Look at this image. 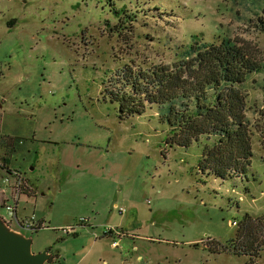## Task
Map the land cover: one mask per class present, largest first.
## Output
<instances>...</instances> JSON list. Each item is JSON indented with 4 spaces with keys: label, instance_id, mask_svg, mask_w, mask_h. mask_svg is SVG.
Here are the masks:
<instances>
[{
    "label": "rangeland",
    "instance_id": "374dc122",
    "mask_svg": "<svg viewBox=\"0 0 264 264\" xmlns=\"http://www.w3.org/2000/svg\"><path fill=\"white\" fill-rule=\"evenodd\" d=\"M260 6L0 0V215L6 161L26 179L19 216L44 220L22 230L34 252L50 248L52 264H264V249L251 257L227 248L247 214L264 215V68L242 85L254 151L243 177L203 173L213 139L172 145L156 106L122 118L104 91L125 64H171L195 39L233 37L264 65ZM80 219L75 233L61 229Z\"/></svg>",
    "mask_w": 264,
    "mask_h": 264
},
{
    "label": "trees",
    "instance_id": "16d2710c",
    "mask_svg": "<svg viewBox=\"0 0 264 264\" xmlns=\"http://www.w3.org/2000/svg\"><path fill=\"white\" fill-rule=\"evenodd\" d=\"M254 21L264 32V7ZM261 10V9H260ZM264 65L250 49L233 37L215 41L195 39L181 46L171 64L149 67L125 64L109 80L105 95L120 106V116L143 114L158 108L170 127L168 142L189 147L206 142L199 170L221 178L243 177L252 164L253 141L247 117V93L242 85ZM264 215L247 214L232 238L234 254L257 257L264 249ZM53 254L46 264H52Z\"/></svg>",
    "mask_w": 264,
    "mask_h": 264
},
{
    "label": "water",
    "instance_id": "95a60500",
    "mask_svg": "<svg viewBox=\"0 0 264 264\" xmlns=\"http://www.w3.org/2000/svg\"><path fill=\"white\" fill-rule=\"evenodd\" d=\"M33 238L12 228L0 215V264H46L53 256L50 248L33 251Z\"/></svg>",
    "mask_w": 264,
    "mask_h": 264
},
{
    "label": "built area",
    "instance_id": "2783aa9c",
    "mask_svg": "<svg viewBox=\"0 0 264 264\" xmlns=\"http://www.w3.org/2000/svg\"><path fill=\"white\" fill-rule=\"evenodd\" d=\"M4 182L8 186V195H5V190H3L4 199L2 205L5 207L7 214L1 215L6 222L11 224L15 228H19L25 231H37L44 227L42 220H38L36 214H32L29 217H20L18 214L19 210V200L20 195L26 188V181L22 174L16 169H8L6 175L4 176ZM86 219H80L77 225H68L66 227H61L65 233H75L76 227L79 225H85ZM236 223V222H234ZM110 230L104 231V234ZM99 235L96 234V237Z\"/></svg>",
    "mask_w": 264,
    "mask_h": 264
},
{
    "label": "crops",
    "instance_id": "0c3cea01",
    "mask_svg": "<svg viewBox=\"0 0 264 264\" xmlns=\"http://www.w3.org/2000/svg\"><path fill=\"white\" fill-rule=\"evenodd\" d=\"M4 165L7 167V168L5 167L4 170H5V169H7V170H8V169H12L6 161H5ZM5 175H6V172H5ZM19 203H20V200H19ZM42 222H43V224H44V220H42ZM85 257H86V256H83V257H81L80 259H78L77 262H76V264H81V263L84 261Z\"/></svg>",
    "mask_w": 264,
    "mask_h": 264
},
{
    "label": "flooded vegetation",
    "instance_id": "af4514ba",
    "mask_svg": "<svg viewBox=\"0 0 264 264\" xmlns=\"http://www.w3.org/2000/svg\"><path fill=\"white\" fill-rule=\"evenodd\" d=\"M25 181H26V179H25ZM10 226H11L12 228H15V227H13L11 224H10ZM15 229L22 231V230L19 229V228H15Z\"/></svg>",
    "mask_w": 264,
    "mask_h": 264
}]
</instances>
